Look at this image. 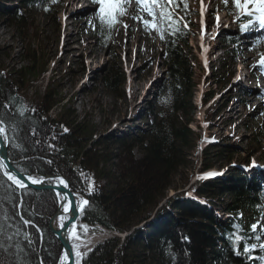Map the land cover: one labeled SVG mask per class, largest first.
<instances>
[{"label":"trees","instance_id":"obj_1","mask_svg":"<svg viewBox=\"0 0 264 264\" xmlns=\"http://www.w3.org/2000/svg\"><path fill=\"white\" fill-rule=\"evenodd\" d=\"M175 4L182 12H187L186 1L175 0ZM163 31L162 41L168 54L166 65L169 76L164 83L163 93L168 94L165 98L168 110L164 118L154 125L152 137L143 146L144 158L135 161L139 176L133 179V185H122L112 174L108 175L111 171L107 168L111 155L91 154L95 138L94 126L80 121L71 111L72 108H66L63 101L65 97L59 98L51 84L39 97L28 94L30 86H37L47 74L45 61L39 62V58H34L32 66L23 71L18 70L23 75L20 86L11 81L12 74L7 71L8 67L0 64V120L6 128L5 138L8 140L10 137L14 142L22 140L25 132L28 138L33 139L28 144L30 151L25 155H21L20 150L14 151L15 146H11V160L22 171L33 172L38 176L54 175L60 171L80 174V182L72 180L73 190L78 192L82 188L80 192L84 194L78 193V197L85 196L89 201L88 205L82 206L83 210L79 214L77 227L81 230L86 226L95 230L104 227L124 232L139 225L157 210L178 211L180 197H169L167 191L172 184L170 175L180 167L179 161L186 158L185 150L194 145L195 132L190 124L195 121L191 114L195 108L192 104L193 89L198 82L195 81L193 64L186 53L190 30L171 13V19L164 18ZM107 79L113 90H118L124 81L119 72H112ZM11 125L19 129H11ZM31 129L42 134L49 130L42 137L43 149H47L46 155H32L39 152V138L38 134H31ZM23 145L28 146L25 143ZM49 145L54 147L50 148ZM39 158H42L45 168L36 166L37 169L33 166ZM49 160L52 163L49 164ZM204 165L203 169L212 166L207 163ZM102 180L108 181V186L103 185ZM5 182L0 176V239L6 241L4 235L8 233V228L16 230L13 221L19 223L22 235L19 236L16 230L11 242L6 241L4 246L9 252H5L4 258L1 254L3 250L0 252V264H61L66 252L59 239L47 227L49 211L54 210L56 203L53 194L21 189L12 182L7 188L3 186ZM193 191L198 199H202V189L195 188ZM48 198L51 201L47 202ZM233 198L234 203L230 207L236 214L244 206L259 212V204L248 196V192L236 190ZM190 204L189 212L180 209L172 218L173 224L169 230H165L161 238L157 239L162 247L161 253L166 252L165 257H168L166 264H208L214 257L223 264H253L255 260L250 261L249 257L253 245L249 242L252 231H246L238 220H230L229 226H222L220 232H217L215 223L198 211L202 208L199 203L193 201ZM128 211L136 213V216H126ZM217 235H222L225 246L218 252H210V246ZM140 240L130 235L123 242L121 237L113 236L94 246L80 260H76V264H131L130 254L137 258V252L141 249L138 247ZM255 264L263 263L255 261Z\"/></svg>","mask_w":264,"mask_h":264},{"label":"rangeland","instance_id":"obj_2","mask_svg":"<svg viewBox=\"0 0 264 264\" xmlns=\"http://www.w3.org/2000/svg\"><path fill=\"white\" fill-rule=\"evenodd\" d=\"M90 1L92 4L91 8L93 9H91V12L94 11L91 21L93 25L85 28L83 34L85 38H83L81 42L75 40L71 43L73 54L76 55L72 57L73 61L62 62L61 64L59 57L62 54V49L59 46L56 47V44L54 46L55 48H53L51 44L54 42V39L56 41L59 29H61L64 24L72 22V17L79 16L82 17V20H88L87 11L81 14H77V12L73 11L76 14H70L69 11L75 9L78 2L69 6L67 12H65V8H67L68 0H55V2H53V0H46L45 3H36L35 6L24 5L23 7L21 5L16 7V14L18 17L10 13L0 15V64L8 67L7 71L12 74L10 77L11 81L15 83V85L20 86L21 83H23V75L18 70L23 71L27 67L32 66L34 64V58H39V62L45 61L48 73L44 75V78L39 81L37 86H30L28 94L32 97H39L44 94L48 84H51L59 98L65 97L63 101L66 108H72L71 111H74L80 121L83 120L84 123L87 122L94 126L95 138L91 154L111 155L112 159L110 160L109 167H107L109 171L110 169L111 171L110 173L108 172V175L112 174L115 180L119 181L122 185H133L135 178L139 176L135 164L144 158L145 155L143 144H147V140L153 135L154 125L164 118L163 116L168 110L164 103V98H167L168 94L164 92L161 99L160 93L163 89L165 80L169 77L166 65L167 54L165 53L164 44L161 42V23L159 20L161 14L160 6L163 0H158L154 6L153 12L155 15L153 16H149L147 11L137 4V0H130L131 6L127 7L125 9L126 11L120 14L118 22L111 30L105 33L106 36L103 34L104 26L99 18V4L96 0ZM198 2L199 0H190L192 11H197L199 9ZM212 5L225 10L220 15L222 16L226 13L233 23L229 24L227 22L228 20L222 23L218 21L215 31L212 29L213 25L210 24L206 39L210 43L221 45L225 48L226 52L225 55L216 61L214 59L221 51L216 55L214 54L208 60L209 63L212 60L214 61L207 67L204 60L202 61V57H200L197 52L200 45L198 41L199 36H202L205 31L197 26L200 18L198 16L192 17L194 24L192 28L193 33L186 53H188V58L191 64H193L195 81L198 83L200 82V84L193 89L194 101L192 104H194L193 106L196 105L197 109L194 108L193 112L196 114V120H199V118L205 115L208 122L204 124L201 121V125H199V123L193 124V128L196 127L194 146L185 150L186 158H182V160L179 161L180 167H178L174 174L170 175L172 184L167 191V194L170 192L169 196H171L173 192L187 189L190 183L197 179H201L199 171L202 167L201 164H204V162L211 163L216 172L222 171L223 176H227L224 181L220 179L222 183H219L220 181L217 180L218 183H216V186H212L219 193L225 188L222 185H229V183H232V179H236V182H238L237 184L241 183L239 179L242 178L243 175L239 170V165L241 163L249 164V160L247 159L249 153H251L250 155H252V157L259 158L264 162V114L261 113L263 110L257 115L248 117L249 120H247V122H240V120L234 119L233 116L235 115L234 112L239 109V105H234V103H231V100H227L224 108L228 109L233 104L235 111L232 113L233 121L229 122L230 124L227 125V129H225L224 133L227 135L235 124H241L237 129V136L225 138L224 135L221 137L217 134L218 132L215 131L216 133H213L209 130L210 124L215 118L216 104L214 105V103L220 98L221 94L231 87L232 80H226L230 79L233 75L236 76L240 74V67L237 61L242 60L247 64V60L251 58L252 54L256 55L260 51L259 49V51H256L255 46L251 45L249 39L242 37L245 31H241L242 27L238 26L241 15L238 16L233 0H216V2H212ZM135 6L136 9H134ZM64 14H66L68 19H63ZM209 21H215L214 16H209ZM146 23L155 25V27H146ZM127 24L134 25L137 37L140 34H144L140 45L136 44L134 46L132 55L137 56L138 51L141 50L149 54L154 53L157 57L156 61L151 64L153 69H155L152 70L150 74L145 75L142 72L145 68L140 69L139 75H141V80L139 86H141V91L138 99L142 100L148 95V101L142 103L137 110V115H134L131 107H129V109L123 107L125 100H127L126 96L131 93L130 87L134 83L133 79L136 77L137 72H132L131 65L124 62L126 56L122 53L121 48L115 45L116 39L119 38L118 32L120 27H126ZM238 27L240 29H238ZM71 31H73L74 34L78 33L76 28L71 27ZM229 33L241 35L244 39L239 46H235V51L239 52L237 54L231 51L235 47L233 48L232 46L226 45L225 37H227ZM90 35L93 36L91 41L94 40L96 42V49L99 53V59H95V61L92 54H89V50H84L81 46L82 43L86 44L88 42L86 39L89 38ZM214 35H218V39L214 40ZM228 52H230V54ZM235 55H237V57ZM148 57L149 55H145L144 59ZM233 57L235 60H233ZM80 58L82 59L80 60ZM144 59L136 61L134 67L136 69L140 68ZM259 59L260 57H254L253 64L246 69L247 74L251 71L253 72L254 67L260 62ZM84 63L87 65L86 71L80 69ZM98 64L100 65L99 68H101V71L98 72L95 79H93L95 76V69H98L96 68ZM112 72H119L120 75L125 78V80L123 78V84L119 86L118 90H113L107 83V78L110 77ZM220 82L222 83L219 86ZM92 83L95 85L94 88L91 86ZM87 84L89 85V89H86ZM73 91H77L75 98L72 96ZM207 91L211 93L213 98L208 105H202V107H200L201 94ZM224 100H226V98H224ZM128 101L129 104H132L131 97ZM119 107L121 109L115 112V109ZM246 107L247 109L241 117L243 120L255 109L252 105H247ZM129 116L130 118H127ZM125 118H127V120ZM185 119L186 118H184V120ZM120 121H122L123 124L118 125ZM10 128L19 129L15 128L13 125H11ZM48 132L49 130L44 134L37 132V137L39 138L37 149L39 152L32 153V155L47 154V149H43L42 137ZM202 136H204L207 144H211V142L217 143L216 145L211 144L207 146V155L204 154L205 144L199 139ZM28 137L29 135L25 132L22 134L23 142L18 139L14 142L9 137V148L11 146L14 148L15 146L14 151L18 152L20 150V154L25 155L27 151H30V145L28 144L33 140ZM238 137L240 139H238ZM118 138L122 139L117 140ZM23 143L28 146L24 147ZM42 162V158H39L37 164L33 166L45 168ZM47 175L50 178L49 180H52L50 182H57V175L65 180L67 179L69 182H72L73 179L79 182L81 181L79 179L80 174L75 175L69 171H60L56 176L55 174ZM0 176H2V178H7L1 168ZM43 178L44 177H42L41 180H43ZM131 180L133 181L130 182ZM103 181L105 185L108 186V181ZM10 182L11 181L7 180V183L5 182L3 186L9 188L10 185L8 184ZM220 185L222 188H220ZM197 186L198 185H193L194 188ZM226 190L227 189L218 196H214L213 193L212 197L217 200L216 205L219 209L225 208L226 204L233 201L232 195L230 193H225ZM248 192L249 195L252 196L255 191ZM182 196L183 194L179 193L178 198ZM259 197H261L260 199L264 208V194H261ZM181 200H184V198ZM49 201H51L50 198H48L47 202ZM124 203L123 201V204ZM64 206L67 207L68 205L65 204ZM150 207L153 206L150 205ZM176 214H178V212H176ZM251 215L252 213L248 209V211L244 213V219L249 221H261L264 226V214L262 217L255 219L251 218ZM51 216L52 212L49 211V217ZM126 216L135 217L136 213L128 211ZM212 216L213 221L218 223L219 219L216 213ZM13 222L15 226L13 227L18 230V235L21 236V231L18 228L19 223L16 221ZM61 223L62 221L59 220L58 226H60ZM82 229L83 230L75 228V237L69 234V239H71L73 249L75 250L76 260H80L84 253L90 252L91 248L96 243L98 244L108 237L105 233L100 234L98 230L94 231L86 226ZM16 230L8 228V233L4 235L7 242H11L13 239L12 234ZM258 231H260V229ZM260 240L264 242V228L261 229ZM6 241L0 239V252L3 250L2 252L4 254L1 252L3 258L6 256L5 252H9L4 246ZM214 248L217 249L218 246L215 245ZM130 251L131 250H129V253ZM77 253H79V255H77ZM14 256L18 257L15 253ZM129 259H131V264H166V259H168V257L156 252L150 253V251L145 252V250L143 251V249H140L137 252V258H134V256L130 254ZM62 261H64V258H62Z\"/></svg>","mask_w":264,"mask_h":264},{"label":"bare ground","instance_id":"obj_3","mask_svg":"<svg viewBox=\"0 0 264 264\" xmlns=\"http://www.w3.org/2000/svg\"><path fill=\"white\" fill-rule=\"evenodd\" d=\"M76 2H78V0H68L67 3V8H65V12H67V10L69 9V6L74 5ZM93 10V9H92ZM91 9L86 10L88 13V20H82V17L79 16H74V18L72 19V22L64 24L63 27H61V29H59L58 33H57V39L55 41V39L53 40L54 42H52L51 47L55 48V44L57 45L56 47H60L62 49V54L60 55V64L62 62H71V60L73 61L72 57H75L76 55L73 54V49L71 46V43L75 40L78 41H82L83 38H85L83 36L84 34V30L87 26L93 25V23H91L92 21V15L94 14V12L91 13L92 11ZM76 11V12H80ZM69 12H71L72 14H75V12H72V10H70ZM90 13V14H89ZM81 14V13H78ZM64 16H66V14H64ZM64 19V17H63ZM71 27L72 28H76L78 30L77 34H74L73 31H71ZM119 38L116 39L115 41V45H118L121 50L122 53H124V55L126 56V59L124 60V62H126L127 64L129 63V65H131L130 67L132 68V72H137L136 77L133 79V85L130 87L131 89V93L130 95L126 96L125 103L124 106L126 109H129V107H131V109L134 112V115L138 114V109L139 107L142 105V103L144 101H148L147 97L148 95H146L142 100L138 99L139 98V94L141 91V86L140 85V80H141V75H139L140 69H143V74L148 75L150 74V72H152L153 66H151L152 62L154 63L157 59L156 54L154 53H146V52H142L140 49V51H138L137 56L132 55L133 53V48L136 44L140 45V42L142 40V38L144 37V34H140L136 35L135 32V27L133 24H127L126 28L124 27H120L119 29ZM2 35V34H1ZM92 35H90L89 38H87L86 40L88 41L86 44L82 43V49L84 50H89V54H92V57H94V61L95 59H99V53L97 52L96 49V42L92 40ZM263 39V41L261 42V47L260 49H262L264 47V34L261 37ZM59 49V48H58ZM145 55H149V57L147 59H144ZM82 58H80L81 60ZM143 60V62L140 65V68L136 69L134 67L135 62L138 60ZM247 64L250 66L253 64L252 61V57L247 60ZM99 64L96 66V68H98L97 70L95 69V76L93 77V79H95V77L97 76V73L101 71V68H99ZM87 65H85V63L81 66V70H85L86 71ZM258 81V79H257ZM242 80H237L234 81L233 84L231 85V87L226 90L223 94H221L220 98L218 100H216V102L214 103V105L216 104V111H215V118L213 119V121L210 124V128L209 130L213 133L218 132L217 134L219 136H223L225 138H233L235 136H237L238 133V128L240 127L241 124H235L232 128L231 131L226 135L224 133L226 127L228 124H230L229 122L233 121V117H232V111H233V105L231 107H229L228 109H225L224 107L226 106V100L227 99H236V88L238 86L241 85ZM222 82H220L219 86L221 85ZM259 84V82H258ZM92 88L95 87V85L92 83L91 84ZM88 87V88H87ZM86 89H89V85H86ZM83 91V90H82ZM77 94V91H73V97L75 98ZM128 94V93H127ZM132 99V104H129V99ZM264 97V87H262L260 84L258 86H254V88L252 89V94L249 95L245 101H246V105L250 106L252 104H254L256 99H260ZM224 98H226V100H224ZM121 108H116L115 112H118ZM261 109V110H260ZM264 111V102H262L261 107L255 108L254 110L251 111V113L244 118L243 122L247 120H249L248 117H250L251 115H257L259 114L261 111ZM127 118H130L127 117ZM127 118H125L127 120ZM251 119V118H250ZM123 124L122 121H120L118 123V125ZM119 127V126H118ZM216 131V132H215ZM226 135V136H225ZM238 139H240L238 137ZM65 206H63V210H64ZM64 212V211H63ZM65 215L68 214V212H64ZM56 222V221H55Z\"/></svg>","mask_w":264,"mask_h":264},{"label":"snow or ice","instance_id":"obj_4","mask_svg":"<svg viewBox=\"0 0 264 264\" xmlns=\"http://www.w3.org/2000/svg\"><path fill=\"white\" fill-rule=\"evenodd\" d=\"M55 2V0H53ZM96 2L99 4V18L102 23L107 24L109 27L117 23V16L123 12V6L121 0H96ZM158 0H137V4L142 6L148 13L149 16L155 15L153 12V8L156 5ZM168 2L171 4L173 0H168ZM233 4L235 8L237 9L238 16H246L248 17L249 23L242 26L241 31H247L249 27H251L255 23L264 24V0H233ZM185 7H187L185 5ZM167 15L169 19H171V13H161V16ZM255 17V19H253ZM146 27H155V25H149L146 23ZM163 39V36L161 37ZM260 66L262 69H264V58L260 61ZM3 124V121L0 120V125ZM5 128L3 126H0V135H3L5 133ZM31 134L33 136L37 135L36 129H31ZM64 131L66 132L67 129L65 128ZM55 139V137H53ZM49 147H54V145H49ZM48 163H52V161H48ZM254 166V162H253ZM5 175L9 181H11L13 184L18 186L19 188L23 189L25 188L24 182L17 178L14 174H11L9 172H5ZM209 175H217V173H210ZM32 184H39L42 183L41 179L30 177ZM56 180L59 185L63 186L65 189L69 187L68 182L60 177L56 176ZM89 201L87 199H84L82 201V205H77V208L80 210H83V205H88ZM69 207L64 208V212H68ZM60 220H64V216L60 217ZM27 223V221H26ZM61 227H63V224H61ZM253 230H255L256 225H253ZM70 235L73 237L76 236L75 232V226L70 230ZM246 251L248 249H245ZM79 255V253H77ZM70 258V253L64 254V260H68Z\"/></svg>","mask_w":264,"mask_h":264},{"label":"water","instance_id":"obj_5","mask_svg":"<svg viewBox=\"0 0 264 264\" xmlns=\"http://www.w3.org/2000/svg\"><path fill=\"white\" fill-rule=\"evenodd\" d=\"M2 126V125H0ZM0 160L4 163L7 172L14 174L17 178L21 179L27 187L35 188L38 190L48 189L52 191H57L60 194L64 195V202H69V211H68V218L64 221L63 227L58 228L54 226V220L56 215L50 221L49 227L51 228L52 232L61 240V243L66 250L67 253H70V258L65 261L64 264H75L74 261V250L72 249L70 239H68L67 234L70 230V226L78 220L79 209L77 208V200L75 194L72 192L70 186L65 189L63 186L59 184H46V183H39V184H32L31 180L29 179L26 173L19 171L15 164L11 161L9 151H8V144L4 140V134L0 135Z\"/></svg>","mask_w":264,"mask_h":264}]
</instances>
